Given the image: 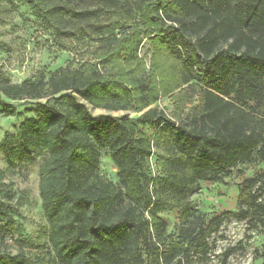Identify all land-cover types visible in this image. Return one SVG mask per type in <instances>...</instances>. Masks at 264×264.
<instances>
[{
  "label": "trees",
  "instance_id": "trees-1",
  "mask_svg": "<svg viewBox=\"0 0 264 264\" xmlns=\"http://www.w3.org/2000/svg\"><path fill=\"white\" fill-rule=\"evenodd\" d=\"M22 1L55 41L79 25L96 41L92 60L77 68L0 83V113L16 117L13 102L33 104V115L4 137L8 165L36 149L47 155L41 254L52 250L53 264H190L192 255H209L226 221L264 233V170L238 185L237 211L209 218L189 201L200 183L225 185L230 170L264 162V0ZM164 98L173 117L155 106ZM103 146L117 182L100 173ZM5 178L0 170V197ZM164 210L178 215L173 233ZM2 219L12 218L0 202ZM0 264L38 262L10 252L0 235Z\"/></svg>",
  "mask_w": 264,
  "mask_h": 264
},
{
  "label": "rangeland",
  "instance_id": "rangeland-1",
  "mask_svg": "<svg viewBox=\"0 0 264 264\" xmlns=\"http://www.w3.org/2000/svg\"><path fill=\"white\" fill-rule=\"evenodd\" d=\"M72 31V30H71ZM87 27L79 25L72 31L70 39L61 43L55 41L53 31L48 25L37 19L22 0L13 3L0 1V83L9 80L14 84L33 78L41 73L53 74L65 67L77 68L81 63L92 60L96 41ZM148 42L144 41L140 54L147 57L148 65L151 53ZM19 111L16 117L0 113V170L6 172L3 189L7 195L0 197L3 208L11 220H0V235L4 246L13 254L25 252L38 264H53V253L49 248L41 254L40 246L48 240L44 234L49 224L44 218L40 197V172L47 158L38 149L25 155L13 166H9L3 147L6 134H16L22 121L32 116L27 110L33 107L30 101L13 102ZM195 104L185 107L182 118L185 119ZM169 116L174 115V104L170 98L161 99L156 105ZM92 109L94 115L111 114L121 116L124 112H110ZM132 118L139 114L130 113ZM153 134V132H149ZM100 173L113 182H117V169L113 164L109 149L100 147ZM156 153H161V149ZM264 170V162L256 160L250 164L239 165L227 173V184L200 183L198 191L189 198L194 210L207 217L224 211H237L238 185L246 177ZM21 198H25L23 203ZM264 202V196L261 199ZM160 217L173 233L178 221L175 212L164 210ZM211 251L205 258L192 255L190 264H264V233L251 229L246 222L226 221L219 233L210 240ZM236 248L228 259L224 254ZM42 259L41 261H39Z\"/></svg>",
  "mask_w": 264,
  "mask_h": 264
},
{
  "label": "built area",
  "instance_id": "built-area-1",
  "mask_svg": "<svg viewBox=\"0 0 264 264\" xmlns=\"http://www.w3.org/2000/svg\"><path fill=\"white\" fill-rule=\"evenodd\" d=\"M155 167H154V165L152 166V169H154Z\"/></svg>",
  "mask_w": 264,
  "mask_h": 264
}]
</instances>
